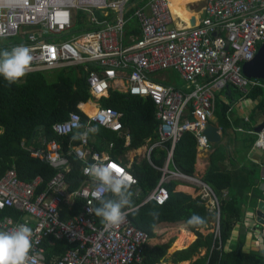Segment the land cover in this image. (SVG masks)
<instances>
[{
	"label": "built area",
	"instance_id": "built-area-1",
	"mask_svg": "<svg viewBox=\"0 0 264 264\" xmlns=\"http://www.w3.org/2000/svg\"><path fill=\"white\" fill-rule=\"evenodd\" d=\"M132 3L133 0H0V39L14 40L0 49L29 46L33 57L29 73L78 66L86 71L96 108L88 114L86 125L78 112L70 113L67 120L55 124L57 135L70 136L86 128L93 131L94 125H99L123 133L128 139L123 112L99 104L121 83L126 94L149 98L156 107L160 142L150 147V154L167 142L172 143L174 152L188 132L196 138L197 147L210 154L213 144L205 131L215 112L216 94L230 85L246 97L254 89H264V82L250 80L244 74V66L255 60L264 45V0H208L204 18L192 28L174 26L170 0H149L137 7L134 16H128ZM134 19L140 23V37L128 40L127 28ZM78 21L85 24L75 31ZM168 70L178 72L188 89L153 80L155 74ZM190 115L194 118L190 119ZM257 136L256 145L264 149V128ZM79 141L68 154L59 142L49 139L45 140L44 150H30L32 157L56 170L43 191L41 177L28 183L9 170L0 178V212L13 209L21 214L20 219L1 217L0 230L18 223L33 229L32 259L28 264H147L152 237L129 215L115 228H105L97 222L94 208L98 201L83 168L93 162L94 156L104 155L91 146L89 134ZM72 155L83 163L85 176L73 197L81 198L85 204L78 215L65 219L62 206L71 197L68 174ZM107 158L122 174L132 177V188L138 186L131 172ZM159 170L164 178L148 201H168L170 193L164 186L171 182L195 185L209 211L216 215L213 232L221 239L222 202L213 189L199 177L168 167ZM46 241L51 247L56 242H66L72 249L48 260Z\"/></svg>",
	"mask_w": 264,
	"mask_h": 264
},
{
	"label": "trees",
	"instance_id": "trees-1",
	"mask_svg": "<svg viewBox=\"0 0 264 264\" xmlns=\"http://www.w3.org/2000/svg\"><path fill=\"white\" fill-rule=\"evenodd\" d=\"M138 1H133L131 8H129V15L135 14ZM145 3H147L146 0L142 2V4ZM136 24V21H132L129 23V27L138 33ZM49 72L51 71L29 73L19 83L12 86H7L6 82L0 78V178L9 170H14L20 180L28 183L41 177L44 179L41 191L46 188L49 181L55 176L56 170L47 162L32 157L30 150L32 148H42L44 150L46 147L44 146L45 140L49 139L59 142L63 152L68 154L71 150V145L79 144V140H73V135H57L54 131L55 124L67 120L72 112H78L82 116L84 124L88 119L77 108L80 102L89 100L87 79L83 67L62 69L54 72L51 77L48 75ZM224 91L220 92H224L230 97L240 94L242 97H249L255 101L261 99L257 111L259 110L264 116L263 89H255L247 97L233 85H230ZM101 104L123 112L122 123L128 129L129 134H131V146L129 148L138 149L146 144L148 139H151L152 143L158 141V121L156 120L155 105L151 99L111 91L110 97L102 99ZM217 105L220 126L226 135L233 127L228 118L229 107L222 104V102L218 103V101ZM257 111L252 114L250 122H246L243 125L249 133L251 131L255 132V126L252 125L256 120ZM189 118L193 119L194 117L190 115ZM94 126L93 136L97 139L94 148L98 152H102L103 148L101 145L103 140L114 142L115 149L112 157L115 161H118L124 153L123 139L117 133L99 125ZM165 146L170 148L171 144L167 142ZM225 152L224 146H221V144L215 145V152L211 156L210 169L202 178L203 182L209 185L220 197L225 190L234 186L233 176L230 173L221 172L218 166V156ZM196 158L197 141L194 135L188 132L176 146L175 164L183 174L194 176ZM151 159L158 168H163L168 160L167 152L156 149L151 155ZM70 162L72 170L68 174V181L70 183L71 197L67 198L62 206L63 218L65 219L78 215L85 204L81 198L73 197L85 180V176L82 173L83 163L78 161L73 155L70 157ZM131 174L137 179L138 187L142 190L140 197L135 198V193L138 189H131L134 193L132 198L133 205L137 207L158 188L163 174L154 170L147 163L140 167H134L131 170ZM178 185L179 183L173 182L167 186L170 198L165 203L160 204L156 201H151L128 216L131 217L136 226L148 231L151 237L157 236L155 228L164 221H185L192 213H197L206 219L207 223L201 228H189L196 233L198 238L189 248L175 252L171 257V264L192 261L200 255L203 249H206L207 253L190 264H264V253L262 251L252 250L244 252L239 246L230 251L226 249L228 242L233 236L234 228L242 217V201L239 198L231 197V199L222 201L220 239L215 237L214 232H209L206 235L200 232V229L207 227L211 221L216 220V215L209 211L200 197L192 198L190 195L176 192ZM98 206L97 203L95 207ZM10 214L18 219L21 218V214L13 209L3 212L2 217ZM96 219L101 225L100 218L96 217ZM171 243L172 240L166 245L148 249L146 254L147 264H167L169 262L167 255ZM45 248L48 260L55 254L61 255L72 249L66 242H56V245L51 247L50 241L49 243L45 242Z\"/></svg>",
	"mask_w": 264,
	"mask_h": 264
},
{
	"label": "crops",
	"instance_id": "crops-1",
	"mask_svg": "<svg viewBox=\"0 0 264 264\" xmlns=\"http://www.w3.org/2000/svg\"><path fill=\"white\" fill-rule=\"evenodd\" d=\"M143 1L144 0H139L138 3H136L137 4L136 7L141 5ZM146 1L148 2L149 0H146ZM173 1H175L177 5L176 8L172 9L175 27L192 28L204 18L205 9H206L208 0H173ZM128 16H134V14L129 15V12H128ZM133 21H136L137 23L136 28H138V33L134 32L135 30L128 26L127 32H126L128 40H134L140 37V26H139L140 23L136 19H134ZM85 22H87V20ZM83 25L81 27H83ZM3 46L5 45L3 44L1 47ZM74 68H77V67H74ZM57 71H60V70L51 71V72H57ZM85 74L87 76L86 71H85ZM177 74L180 76V74L174 70L161 71L153 76V80L163 83L165 85L175 86L181 90H187L188 86L184 82V80L181 78V76H180V79L183 80V83L178 84V82L176 81L175 78L176 76L178 77ZM80 77H81V74H80ZM117 87L118 88H116V90H112V91L126 94V91L124 88H122L121 83H118ZM256 90H259V89H256ZM224 92H218L216 94L215 112H214L213 118L210 120L209 123L219 128V132L221 134V141L220 143H217V144H221V146H224V148L226 149V152L224 154H221L218 156L219 157L218 166L221 172L230 173L233 176L234 186L231 189L225 190L224 194H222L221 197L218 195L217 196L220 198L221 202L224 201L225 199H231V197L239 198L242 201V217L240 221L237 222L234 228V231H233V236L231 240L228 242L226 249L227 251H230L232 249H235V247L237 246L239 247L241 246L242 250L244 249L243 250L244 252H250L260 247L261 249L259 248L260 249L259 251H261L264 249V238L262 237V231L264 230V227L257 223L256 216H255V208L257 206L258 201L264 200V195H263L264 194V149L258 147L255 143L258 137L257 133H259V132H256V129L260 125L264 124V116L261 114L259 110L257 111V107L261 99L255 101L249 97L248 98L242 97L240 94L235 95V97H230ZM252 92L253 90L251 91V93ZM88 94H89V100L87 102H80L77 108L83 113V115H85L89 119L88 114L90 113L84 110V106L91 105L90 108H92V111L96 108V106H95V99L90 95L89 90H88ZM109 97H110V93H109ZM101 101L99 102V104H101ZM217 101L218 103L222 102V104H225L226 106L229 107L228 118H229V121H231V123L233 124V127L232 129L228 131V133H226V135L224 131H222V127L220 126V116H219V112H217L218 110ZM255 111H257V117H256L255 122L252 125V126H255V132L251 131L249 133V131L245 130V127L243 125H245L246 122L247 123L250 122L251 116ZM84 125H86V123ZM107 130H110V129H107ZM124 130L128 134V139L125 138V135L123 133L114 132V133H117V135L121 139H123L124 153L118 159V161H115L112 157V153L114 152V149H115L114 142L103 140L102 145H101L103 150L102 152H99V153L103 154L104 157H110L113 161H115L116 163L126 168L129 172H131V170L134 167H140L145 163H147L154 170L160 173L162 172L159 169H165L167 167L171 171L179 170L175 164V160H174L175 150L173 152V149H172L173 145L171 142H169L171 144L170 148L163 145V146H160L154 149V150L156 149L164 150V152H167L168 160L166 162L165 167L158 168L152 162V159H151V155L153 154L154 150L150 154L149 149L153 145L160 142V136L157 142L152 143V140L148 139L146 144H144L142 147L138 149H134V148H129V146H131V134H129L128 129H126L125 127H124ZM83 131L84 130H82L81 132ZM94 131H95V126H94V130L89 132L90 144L92 147H94V145L96 144V140H97L96 137L93 136ZM157 133L159 135L158 129H157ZM111 144H113L114 146L111 147L110 146ZM217 144H213V152H211L210 154L203 152V150L197 147L195 174L192 177H196V178L199 177L202 179L203 176L206 174V172L210 169V166L212 163L211 156L214 154L215 145ZM172 154H173V157H172ZM138 156L139 157L143 156V160H141V158H138ZM163 178H164V174H163L162 180ZM162 180H161V183H162ZM174 182L179 183L178 187L176 188V192L190 195L192 198L200 197L199 188L196 187L195 185L191 183L180 182V181H174ZM171 183L166 184V186L164 187L167 189V186L170 185ZM160 185L158 186V188L160 187ZM158 188L155 189L150 195H152L155 191H157ZM132 189H135V190L138 189L135 193V198L140 197V195L142 194V190L139 189L138 186ZM150 195H148V197L144 199L141 205L134 207V210H137L143 205L148 204L150 202L148 201ZM3 212H0V218L2 217ZM12 216L16 218L14 215ZM177 225L178 227H175ZM184 229H186V231L189 233H193L195 235V238L189 241L188 235L184 234L185 236L184 237L185 240H183L184 245L182 247H175V243L180 238V236L183 234V232L181 231H184ZM213 229H214V221H211L207 227L200 229V232L206 235L209 232H213ZM165 231H168L170 234L177 235L176 237H173L170 239L172 240V243H171V247L169 248L168 252L170 250H173V252L170 255L171 257L175 252L189 248L192 245V243L198 238L196 233L191 231L189 227H187L184 224V221H180V222L164 221V222L159 223L156 226L155 232L157 233V236L152 237L149 249L154 248L156 246H160V245L155 246V241L160 240V235H162V233H164ZM241 240H243V242H241ZM152 243H153V246H152ZM166 243H162V245H166ZM206 253H207V250L203 249L201 250V253L198 257L204 256ZM198 257L194 258L192 261L196 260ZM47 259H48V254H47ZM192 261L182 262L180 264H183V263L190 264ZM169 262L171 264V260Z\"/></svg>",
	"mask_w": 264,
	"mask_h": 264
},
{
	"label": "clouds",
	"instance_id": "clouds-1",
	"mask_svg": "<svg viewBox=\"0 0 264 264\" xmlns=\"http://www.w3.org/2000/svg\"><path fill=\"white\" fill-rule=\"evenodd\" d=\"M31 48L17 45L0 49V78L7 86L19 83L31 71ZM92 129L77 131L73 140L85 139ZM115 166V167H113ZM107 157H93V162L83 168L93 187L92 195L98 201L94 208L96 217L100 218L105 228H115L122 224L134 211L132 177L122 174ZM207 223L197 213H192L184 224L189 228L199 229ZM33 229L25 223H18L7 230H0V264H28L32 259Z\"/></svg>",
	"mask_w": 264,
	"mask_h": 264
},
{
	"label": "water",
	"instance_id": "water-1",
	"mask_svg": "<svg viewBox=\"0 0 264 264\" xmlns=\"http://www.w3.org/2000/svg\"><path fill=\"white\" fill-rule=\"evenodd\" d=\"M244 74L250 80L264 81V45L260 48L255 60L244 66ZM263 128L264 124L260 125L256 129V132H261ZM205 134L213 144L220 143L221 134L219 128L213 126L211 123H208ZM255 216L257 223L264 227V200L258 201L255 208ZM239 248L241 249L242 247L240 246Z\"/></svg>",
	"mask_w": 264,
	"mask_h": 264
},
{
	"label": "rangeland",
	"instance_id": "rangeland-1",
	"mask_svg": "<svg viewBox=\"0 0 264 264\" xmlns=\"http://www.w3.org/2000/svg\"><path fill=\"white\" fill-rule=\"evenodd\" d=\"M171 1V6H172V9H174V8H176V2L175 1H173V0H170ZM81 26H82V24L80 23V21H78L75 25H74V30L76 31V30H79V29H81ZM10 42H12V41H14L13 39L12 40H9ZM9 41H7V40H2V39H0V47L4 44L5 46H7V44L9 43ZM79 67V66H78ZM82 67V66H81ZM70 68H72V67H67V68H65L66 70L67 69H70ZM60 70H62V69H60ZM83 70H84V68H83ZM84 73H85V71H84ZM53 74H54V72H49L48 73V75H49V77H51V76H53ZM178 75V74H177ZM176 81L178 82V84H181V83H183V80L182 79H180V76L178 75V77L176 76ZM138 158H141V160H143V156H141V157H139L138 156ZM175 227H178V225L177 226H175ZM177 235L176 234H170L168 231H165L164 233H162V235H160V240H156L155 241V246L156 245H162V243H166V242H168L171 238H173V237H176ZM168 240V241H167ZM152 246H153V243H152ZM257 247H258V245H257ZM260 248V247H259ZM259 248H256V250H260ZM244 250V249H243ZM262 251V253H264V249L263 250H261ZM173 252V250H171V251H169L168 252V255H167V259L170 261L171 260V253ZM167 264H170V262H168ZM183 264H185V263H183Z\"/></svg>",
	"mask_w": 264,
	"mask_h": 264
},
{
	"label": "bare ground",
	"instance_id": "bare-ground-1",
	"mask_svg": "<svg viewBox=\"0 0 264 264\" xmlns=\"http://www.w3.org/2000/svg\"><path fill=\"white\" fill-rule=\"evenodd\" d=\"M91 107V105H86V106H84V110L86 111V112H88V113H92V108H90ZM181 232H183V234L180 236V238L177 240V242L175 243V247H182L183 245H184V242H183V240H185L184 239V234H187L188 235V240L190 241V240H193L194 238H195V235L193 234V233H189V232H187L186 231V229H184V231H181ZM174 247V248H175ZM174 248H172V249H174ZM176 249V248H175ZM171 251V250H170Z\"/></svg>",
	"mask_w": 264,
	"mask_h": 264
},
{
	"label": "snow or ice",
	"instance_id": "snow-or-ice-1",
	"mask_svg": "<svg viewBox=\"0 0 264 264\" xmlns=\"http://www.w3.org/2000/svg\"><path fill=\"white\" fill-rule=\"evenodd\" d=\"M113 167H115V166H113ZM117 171H121L120 169H117Z\"/></svg>",
	"mask_w": 264,
	"mask_h": 264
}]
</instances>
